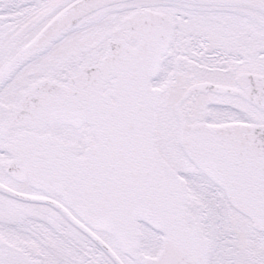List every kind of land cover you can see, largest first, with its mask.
Returning <instances> with one entry per match:
<instances>
[{"label": "snow or ice", "instance_id": "obj_1", "mask_svg": "<svg viewBox=\"0 0 264 264\" xmlns=\"http://www.w3.org/2000/svg\"><path fill=\"white\" fill-rule=\"evenodd\" d=\"M0 264H264V0H0Z\"/></svg>", "mask_w": 264, "mask_h": 264}]
</instances>
